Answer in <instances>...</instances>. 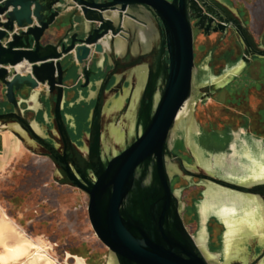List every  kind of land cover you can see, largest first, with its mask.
Returning a JSON list of instances; mask_svg holds the SVG:
<instances>
[{
  "label": "water",
  "instance_id": "95a60500",
  "mask_svg": "<svg viewBox=\"0 0 264 264\" xmlns=\"http://www.w3.org/2000/svg\"><path fill=\"white\" fill-rule=\"evenodd\" d=\"M70 5L72 11L65 16ZM191 19L193 27L206 34H225L232 28L244 47L241 63L204 86L205 93L221 89L250 57H264V46L255 42L239 14L221 0H0V85L11 107L0 111V120L18 123L37 144L39 154L54 162L55 179L88 195L91 228L117 264H210L184 226L178 198L170 188L169 166L183 175L264 198V181L240 185L193 171L171 150L170 133L178 111L189 100L194 78ZM65 22L69 27L56 43L42 44L46 30ZM148 23L155 40L149 53H141L147 73L130 102L131 93L122 98L121 77L113 75L118 64L115 54H119L114 45L117 39L124 40L131 50L138 26ZM93 54L113 56L108 73L87 65ZM72 68H80L81 88H95L80 146L72 140L61 108L67 88L64 80ZM111 78L113 85L107 89ZM23 87H41L48 101L45 136L36 133L20 112L15 93ZM114 93L118 98L106 112L108 97ZM106 124L109 133L114 128L116 137L127 126L133 128L132 139L111 156L103 148ZM140 166L145 174L140 172L136 178ZM235 254L232 251L231 257ZM244 257H249V264L255 262L251 253ZM229 264L237 262L233 259Z\"/></svg>",
  "mask_w": 264,
  "mask_h": 264
},
{
  "label": "rangeland",
  "instance_id": "374dc122",
  "mask_svg": "<svg viewBox=\"0 0 264 264\" xmlns=\"http://www.w3.org/2000/svg\"><path fill=\"white\" fill-rule=\"evenodd\" d=\"M221 1L232 8L228 1ZM255 2L253 6L242 5L244 14H238L255 42L264 46V0ZM194 22L191 19L192 27ZM141 28L143 41L134 40L135 47L130 45L131 50L128 48L126 55L115 54L118 64L113 75L121 77L119 89L123 91L122 98L125 100V93L129 92L130 102L141 89L147 73L140 56L150 52L155 40V31L149 23L146 27L138 26L136 32L140 34ZM243 48L239 36L232 28L225 34H206L193 27L195 69L188 102L189 112L174 123L170 138L172 134L176 135L171 142V150L193 171L249 185L264 181V170L261 168L264 167V140L260 136H252L244 124L247 111L252 113L256 107L264 106V90L254 93L252 83L248 84L247 81L250 74L246 71L253 56L245 68L221 89L205 93L203 88L220 76L232 72L241 63ZM113 63V56H106V73L113 67ZM74 70L72 68L70 74ZM131 81L134 82L133 86ZM113 82L111 78L107 89ZM117 98L118 93L108 97L106 112ZM89 109L79 108V111L86 115ZM86 127H81L77 134L79 146L82 144L81 133L87 130ZM231 135L233 138L230 142ZM256 141L263 150L255 149ZM242 146L246 148L242 149ZM43 156L36 162L30 160L26 166L17 167L9 179L5 180V185H0V218L6 216L13 226L6 233L5 243L11 245L17 241L18 236H29L37 246L31 247L26 242L27 248L19 256L10 257L0 239V264H30L37 250L47 253L60 264H76L78 259L82 260V264H108L110 252L95 235L88 219V195L67 181L55 179L58 174L54 162L50 157ZM167 168L170 188L178 198L184 226L195 238L204 232V241L197 245L210 264L223 263L228 257L225 246L226 226L221 218L223 207L234 208L238 215L242 213L256 226L263 221L257 231L241 230L233 240L235 249L232 251L244 256L251 253L255 261L253 264H256V260L258 264H264L262 196L239 192L201 177L183 175L170 166ZM44 182L49 184L43 185ZM235 196L243 199H236ZM203 203L207 207L204 221L198 207ZM246 210L249 211L247 215ZM260 255L262 258H259Z\"/></svg>",
  "mask_w": 264,
  "mask_h": 264
},
{
  "label": "crops",
  "instance_id": "0c3cea01",
  "mask_svg": "<svg viewBox=\"0 0 264 264\" xmlns=\"http://www.w3.org/2000/svg\"><path fill=\"white\" fill-rule=\"evenodd\" d=\"M234 8V10L243 16L244 11L242 5L253 6L256 4L255 0H226ZM243 4H242V3ZM264 7V6H263ZM72 11L70 5L65 10V16H68ZM247 23V20L245 21ZM76 24V22H74ZM130 26H133V24ZM250 28V25L247 23ZM69 27L65 22L61 26H51L41 38L42 44L56 43L65 33ZM142 31V28L139 29ZM139 33L136 34V39L143 41ZM121 41V40H120ZM135 44V43H134ZM133 44V48L135 47ZM106 45V42H105ZM136 45V44H135ZM127 43L121 41V48L117 51L120 55H126ZM134 51V49H133ZM136 52V51H134ZM70 56L64 58L65 63L68 62ZM258 62V63H255ZM87 65L94 69L106 70V55L93 54L92 60L87 62ZM251 68V70H250ZM74 72H68L64 80L67 88L64 91L62 101V113L68 126L69 134L72 140L77 141L78 132L81 127L87 125L89 111L94 104L95 88L91 85L88 88H81L80 68H74ZM248 84L252 83L254 93L259 90H264V57L253 56L247 67ZM102 74L100 72V77ZM80 78V79H79ZM16 97L19 103L20 112L31 127L39 135L45 136L46 126L49 123V105L48 101L42 96V88L38 87L35 90L23 87L20 92H16ZM85 107L90 108L86 115L81 114L79 108L82 110ZM10 111L11 107L6 103L4 98V87L0 85V111ZM245 115L244 124L248 127L252 136L257 135L264 140V106L256 107L252 113L247 111ZM243 115V116H244ZM252 119V120H251ZM47 124V125H46ZM252 126L255 128L253 129ZM259 127L261 129L256 128ZM87 129V128H86ZM261 131V132H260ZM44 157L39 154L37 144L31 139L26 132L14 120H0V185H5V180L9 179L10 174L14 173L19 166H26L30 160L38 161V158ZM49 183L44 182L43 185Z\"/></svg>",
  "mask_w": 264,
  "mask_h": 264
},
{
  "label": "bare ground",
  "instance_id": "6f19581e",
  "mask_svg": "<svg viewBox=\"0 0 264 264\" xmlns=\"http://www.w3.org/2000/svg\"><path fill=\"white\" fill-rule=\"evenodd\" d=\"M150 22V21H149ZM140 37L143 39V34L142 31L140 33ZM106 48H108V44L106 41ZM121 48V42L119 39L116 40V45H115V51H119ZM188 102L189 100L187 99L183 106L180 108V110L178 111L177 117H176V121H178L182 116L187 115L189 110H188ZM119 105L121 104V101H118ZM134 107V106H133ZM130 114V112H129ZM131 114H134V111L131 110ZM112 121V120H111ZM110 121V122H111ZM109 121H106V123H108ZM118 124L120 125V122L118 121ZM109 124H106V132H104L103 135V148L104 151L106 152V156H111L112 154H115L125 143H127L129 140L132 139L133 137V128L131 125L127 126L128 129L127 131L122 132L120 135H118V137H116V135L114 134L113 129H110V133L109 131ZM122 131V130H121ZM174 136L176 137V135H171L170 138V146L172 145L171 142L172 140H174ZM232 136V135H231ZM229 141H232L233 136L231 137ZM196 142H198V139L196 140ZM255 143V149L259 150H263L261 148V145L258 141L254 142ZM245 146H242V149H245ZM246 152H248V150H245ZM264 170V167H261ZM140 172H142V174L144 175L145 172L143 171V167L140 166L138 168V171L136 173V178H138ZM264 177V176H263ZM148 178V177H147ZM146 178V180H147ZM264 180V179H263ZM236 198V196H235ZM237 198L239 200H242L243 198L240 196H237ZM236 198V199H237ZM262 205H264V202L261 203ZM199 210L201 212V219L202 221H204L206 219L207 216V207L206 205L200 204L199 206ZM222 215L221 218L224 221V224L226 226V231H225V238H226V250H227V260L225 264H229V262L236 260L237 264H249V257H244L243 255H240L239 253H236L235 255H233L231 257V252L232 250L235 249V247L233 246L235 243L233 242L234 238L237 236V234L241 231V230H245V229H249L253 231H257V227H261L263 225V221L261 223H259V226H256L254 224H252L251 222H249L247 220V218L245 217V215H242V213L240 215H238L235 211L234 208L232 207H223L222 208ZM245 214H249V211L246 210ZM12 224L11 222L8 220V218L5 216L0 218V239L2 240L3 245L6 247L7 250V254L10 257H14V256H19L27 247H26V242L29 243V245H31V247H37L35 245V243L32 241V239L29 236H25L26 238H21L18 236L17 241H15L13 244L9 245L7 243H5V239H6V233L9 232L12 229ZM23 233V232H22ZM25 235V234H24ZM204 232H201L199 234V238H195L193 236V238L195 239L196 244L198 243H202L204 241ZM231 257V258H230ZM31 263L30 264H36V263H40V264H60L58 261L52 259V257L50 255H48L47 253H44L40 250H37L33 256L31 257ZM76 264H82V260L78 259ZM108 264H117L116 260L114 258V256L112 254H110V258H109V262Z\"/></svg>",
  "mask_w": 264,
  "mask_h": 264
},
{
  "label": "built area",
  "instance_id": "2783aa9c",
  "mask_svg": "<svg viewBox=\"0 0 264 264\" xmlns=\"http://www.w3.org/2000/svg\"><path fill=\"white\" fill-rule=\"evenodd\" d=\"M80 78L82 79V77H81V76H80ZM80 78H79V79H80Z\"/></svg>",
  "mask_w": 264,
  "mask_h": 264
}]
</instances>
